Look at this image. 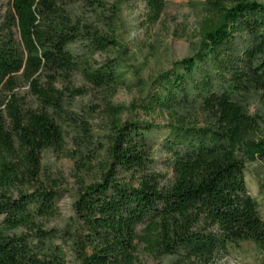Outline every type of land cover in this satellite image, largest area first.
Listing matches in <instances>:
<instances>
[{"label":"trees","instance_id":"trees-1","mask_svg":"<svg viewBox=\"0 0 264 264\" xmlns=\"http://www.w3.org/2000/svg\"><path fill=\"white\" fill-rule=\"evenodd\" d=\"M143 1L152 25L166 0ZM198 5L192 54L150 80L140 76L144 62L127 65L133 53L117 34L115 4L0 7V264H64L68 254L78 264H142L139 248L174 257L171 264H214L241 242L264 253V219L244 179L256 160L264 173V1ZM97 53L110 55L98 61ZM76 72L101 94L98 106L84 105L89 115L102 112L101 132L69 113L89 92L73 85ZM121 88L140 97L116 103ZM61 119L77 121L67 156L80 185L75 219L55 229L41 221L57 214L59 197L41 160L44 149L64 147ZM154 147L170 175L156 168ZM93 169L84 183L80 173ZM253 264H264V255Z\"/></svg>","mask_w":264,"mask_h":264},{"label":"rangeland","instance_id":"rangeland-1","mask_svg":"<svg viewBox=\"0 0 264 264\" xmlns=\"http://www.w3.org/2000/svg\"><path fill=\"white\" fill-rule=\"evenodd\" d=\"M102 1L108 5L115 4L118 7L117 34L121 43L133 53V56L127 60V65L130 66L131 70L144 62L142 63L143 68L140 76L146 80H150L157 73L169 69L173 61L191 55L193 44H196L199 40L197 30L202 12L198 2L202 0H166V6L160 18L152 25L147 23L143 0ZM9 5L10 0H0L2 11ZM88 20L91 21L90 18ZM74 48L79 53L83 52L79 43L74 44ZM107 55H110V53H97L94 58L102 61ZM72 82L75 87L84 86L89 92L87 95L78 96L74 99L77 107L68 109L70 115L75 117V120H79V118L88 120L94 130L100 131L99 127L104 124L100 117L102 112L97 108L99 112H92L89 115L84 105L95 104L98 106L101 102V94L90 89L78 72L72 75ZM18 91L20 94L28 96L26 87H20ZM138 97H140L138 91L121 88L115 94L113 101L128 104ZM254 106L253 104L250 106L251 111L254 110ZM60 122L66 139L64 147L62 150L44 149L41 160L43 179L50 180L59 191L56 202L57 214L41 221L46 228L55 229H64L68 221L75 219L73 203L80 185L73 160L67 156V154H73L76 148L72 138L78 131V127L74 125L77 121L72 122L69 119H61ZM155 122H162V120L156 117ZM154 138L157 140L156 142H159L161 135L156 133ZM153 156L156 168L170 175L171 172L167 169L165 160L166 154L154 147ZM263 174V162L256 160L247 164L244 179L248 191L257 200L260 215L264 219V190L260 192L258 189V179H263ZM80 176L84 183H88L96 176V170H84L80 173ZM263 255L264 253L258 252L252 244L247 245L241 242L238 248L229 247L228 252L214 264H253ZM138 257L142 264H171V261L175 259L174 257L155 259L141 248H139ZM64 264H78V262L74 256L68 254Z\"/></svg>","mask_w":264,"mask_h":264}]
</instances>
